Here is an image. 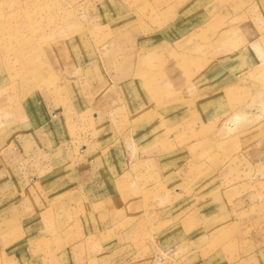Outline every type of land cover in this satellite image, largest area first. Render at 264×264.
I'll return each mask as SVG.
<instances>
[{"label":"crops","instance_id":"0c3cea01","mask_svg":"<svg viewBox=\"0 0 264 264\" xmlns=\"http://www.w3.org/2000/svg\"><path fill=\"white\" fill-rule=\"evenodd\" d=\"M221 12L116 69L59 48V87L0 66V264H264V240L234 247L264 225V115L233 123L264 103V32Z\"/></svg>","mask_w":264,"mask_h":264},{"label":"rangeland","instance_id":"374dc122","mask_svg":"<svg viewBox=\"0 0 264 264\" xmlns=\"http://www.w3.org/2000/svg\"><path fill=\"white\" fill-rule=\"evenodd\" d=\"M251 1L0 0V66L28 90L40 84L59 87L63 81L57 69L65 64L58 60L59 48L67 49L72 59L76 55L85 61L86 55H93L99 65L116 69L120 56L131 50L141 35L157 31L178 38L219 8L221 18L228 23L231 12L241 13V18L234 17L230 23L240 25L243 32L246 28L250 32V27L245 26L247 10V15L253 17L255 34H260L264 32V0H255L254 4ZM258 98V102L263 101ZM252 111L264 115V103L239 110L241 116L233 118L236 129L251 121L252 117L246 120L244 115ZM263 188L259 185L257 192ZM129 208L127 205L126 211ZM134 220L127 218L125 223L129 226ZM263 227L261 220L241 227L234 247L250 249L261 243ZM134 235L142 242L146 238L143 234ZM169 255L158 250L155 264H169Z\"/></svg>","mask_w":264,"mask_h":264}]
</instances>
